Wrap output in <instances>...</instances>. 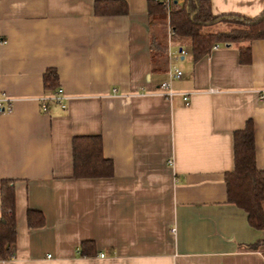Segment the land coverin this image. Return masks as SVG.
<instances>
[{
    "label": "crops",
    "instance_id": "1",
    "mask_svg": "<svg viewBox=\"0 0 264 264\" xmlns=\"http://www.w3.org/2000/svg\"><path fill=\"white\" fill-rule=\"evenodd\" d=\"M96 1L0 0V91L14 99L0 112V188L14 187L17 221L0 264H264V245L252 246L264 230L230 202L225 177L234 131L249 119L264 170V39L246 42L247 64L235 43L171 59L185 43L169 20L151 24V0L101 15ZM210 1L214 15L264 10V0ZM156 38L168 53L154 63ZM174 66L183 76L172 90L191 93L190 105L160 91ZM48 69L66 107L52 99ZM90 134L103 137L112 176H74V137ZM30 209L43 226H29ZM85 240L95 244L82 252Z\"/></svg>",
    "mask_w": 264,
    "mask_h": 264
},
{
    "label": "trees",
    "instance_id": "2",
    "mask_svg": "<svg viewBox=\"0 0 264 264\" xmlns=\"http://www.w3.org/2000/svg\"><path fill=\"white\" fill-rule=\"evenodd\" d=\"M119 0H97L94 4L96 14L126 13L128 8L120 7ZM118 5H117V4ZM169 8L164 0L150 1L151 24L170 21L173 39L182 43L181 47L190 48L196 60L212 51L217 42L235 43L239 46V59L242 63L251 62L252 46L255 39H264V10L255 17L238 13L214 15L210 0H177ZM218 27V28H217ZM217 28V29H214ZM246 43V44H244ZM153 61L157 57H167V44L161 39H153ZM164 62V60L162 61ZM165 64V63H163ZM58 73L48 69L45 81L48 88L57 90ZM235 167L226 173L227 191L230 202L239 205L248 214L250 224L264 230V170L259 169L256 161V132L253 119L245 128L234 131ZM74 176L106 177L112 176L115 165L111 158L104 155L103 137L97 134L77 135L73 142ZM2 215L0 216V259L12 256L16 246L17 221L14 212L15 191L9 180L2 181ZM28 224L35 228L43 226L45 215L42 211L28 210ZM95 241L85 240L82 252H86ZM264 245V241L253 247Z\"/></svg>",
    "mask_w": 264,
    "mask_h": 264
},
{
    "label": "built area",
    "instance_id": "3",
    "mask_svg": "<svg viewBox=\"0 0 264 264\" xmlns=\"http://www.w3.org/2000/svg\"><path fill=\"white\" fill-rule=\"evenodd\" d=\"M173 1H177V0H164L165 4L168 5L169 8L172 6L171 4ZM169 34H171V36L174 35L171 27H170ZM219 45L220 44L218 42L216 44H214L212 46L213 47L212 50L219 48ZM189 53H190V49H188L186 47H180L179 50L170 53V58L171 59H174V58L177 59L181 56L188 55ZM182 76H183L182 69H180L178 66L172 67L169 71V79L165 80L161 83L160 91L169 99L174 98L177 94H181L184 104L190 105L191 93H189V92L178 93L177 91L174 92L172 90V84L175 81V79L182 78ZM46 99H47V97H44L42 99L43 109H46V102H45ZM52 99H54L58 103H61V105L63 107H66V103L64 102V100L67 99V95H65L62 87H60L57 90V92L52 96ZM261 99L264 100V92H262V94H261ZM13 100L14 99L11 96H9L8 94H6L4 91H2V92L0 91V112L11 110ZM102 256H105V254L102 253Z\"/></svg>",
    "mask_w": 264,
    "mask_h": 264
},
{
    "label": "rangeland",
    "instance_id": "4",
    "mask_svg": "<svg viewBox=\"0 0 264 264\" xmlns=\"http://www.w3.org/2000/svg\"><path fill=\"white\" fill-rule=\"evenodd\" d=\"M218 28V27H217ZM217 28H214V29H217Z\"/></svg>",
    "mask_w": 264,
    "mask_h": 264
}]
</instances>
